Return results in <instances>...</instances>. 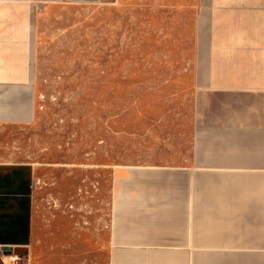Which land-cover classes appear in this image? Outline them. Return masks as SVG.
<instances>
[{"label": "crops", "instance_id": "0c3cea01", "mask_svg": "<svg viewBox=\"0 0 264 264\" xmlns=\"http://www.w3.org/2000/svg\"><path fill=\"white\" fill-rule=\"evenodd\" d=\"M40 1L0 0V125L38 116ZM195 62L180 163L116 169L107 264H264V0H198ZM35 173L0 160V249L25 264H78L88 230L33 248Z\"/></svg>", "mask_w": 264, "mask_h": 264}, {"label": "rangeland", "instance_id": "374dc122", "mask_svg": "<svg viewBox=\"0 0 264 264\" xmlns=\"http://www.w3.org/2000/svg\"><path fill=\"white\" fill-rule=\"evenodd\" d=\"M197 5L40 1L38 116L30 126L0 125V160L36 169L34 250L88 230L77 263L107 264L116 169L180 163L195 123Z\"/></svg>", "mask_w": 264, "mask_h": 264}, {"label": "built area", "instance_id": "2783aa9c", "mask_svg": "<svg viewBox=\"0 0 264 264\" xmlns=\"http://www.w3.org/2000/svg\"><path fill=\"white\" fill-rule=\"evenodd\" d=\"M19 256L15 254L5 255L3 262L4 264H18Z\"/></svg>", "mask_w": 264, "mask_h": 264}, {"label": "water", "instance_id": "95a60500", "mask_svg": "<svg viewBox=\"0 0 264 264\" xmlns=\"http://www.w3.org/2000/svg\"><path fill=\"white\" fill-rule=\"evenodd\" d=\"M15 251H17V250H15ZM17 252H18V251H17ZM20 254L22 255V254H24V253H21V252H20Z\"/></svg>", "mask_w": 264, "mask_h": 264}]
</instances>
